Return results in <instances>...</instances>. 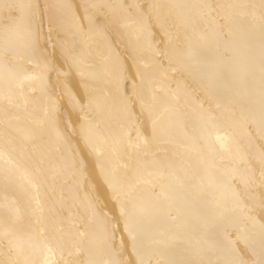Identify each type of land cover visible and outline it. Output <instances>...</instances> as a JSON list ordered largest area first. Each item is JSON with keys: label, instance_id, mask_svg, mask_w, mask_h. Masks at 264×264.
I'll use <instances>...</instances> for the list:
<instances>
[{"label": "bare ground", "instance_id": "6f19581e", "mask_svg": "<svg viewBox=\"0 0 264 264\" xmlns=\"http://www.w3.org/2000/svg\"><path fill=\"white\" fill-rule=\"evenodd\" d=\"M261 2L0 0V264L111 259L116 188L144 264L264 259Z\"/></svg>", "mask_w": 264, "mask_h": 264}, {"label": "snow or ice", "instance_id": "6c2138e0", "mask_svg": "<svg viewBox=\"0 0 264 264\" xmlns=\"http://www.w3.org/2000/svg\"><path fill=\"white\" fill-rule=\"evenodd\" d=\"M203 7L211 9L212 5H204ZM251 7L255 8L256 6L252 5ZM259 7L262 10L260 20L262 27H264V0H262ZM4 78L8 87L10 88L11 82L14 80L13 74L9 73ZM130 102L131 100H129V103ZM144 111H147L150 116L152 115L151 106H146L142 103L141 112L143 113ZM67 127H70V125H67ZM153 132H155V121H153ZM224 139V137H221L219 135H217L216 137L217 141L222 142ZM221 146H223V144H221ZM261 163L264 164V160H262ZM262 174H264V170H262ZM176 179L179 183V178ZM160 196L163 201H168L172 198L171 194L163 189L160 193ZM113 198L117 202L119 215L114 218H108L107 213H104L107 223L110 225L111 229L106 234V251L110 254L111 259L89 260L87 264H144V261L139 258L138 236L142 226L143 218L148 215H151L154 211H156V206H141L129 211L125 203L119 199L118 188L114 189ZM94 214H96L95 210ZM123 234H126V237ZM129 244L131 246V252L129 253V256H131L132 254H136L137 258L135 260L124 258V253L127 251ZM39 251L42 255V258L39 260L33 259L30 261H26V264H67V262L63 259L65 253V246L61 238H50L42 244V247H40ZM57 255H59V259L56 258ZM191 264H195V262H191ZM200 264H204V262L201 261ZM225 264H245V262L243 260H239L236 262H225ZM259 264H264V259H262Z\"/></svg>", "mask_w": 264, "mask_h": 264}]
</instances>
